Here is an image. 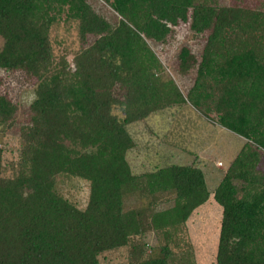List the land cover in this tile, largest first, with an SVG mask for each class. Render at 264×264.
<instances>
[{"label": "trees", "instance_id": "trees-1", "mask_svg": "<svg viewBox=\"0 0 264 264\" xmlns=\"http://www.w3.org/2000/svg\"><path fill=\"white\" fill-rule=\"evenodd\" d=\"M114 4L121 19L111 24L88 0H0V70L38 80L19 126L18 160L4 166L0 147V264H100L102 255L124 247L141 253L124 264H171V231L211 194L205 174L196 164L132 174L126 127L187 103L206 116L213 111L221 127L247 139L212 191L222 210L216 264H264V180L256 173L264 155V7L217 0ZM62 17L78 23L82 47L73 70L65 58L53 59L49 30ZM181 23L204 37L199 59L187 47L177 55L181 73L195 68L186 94L165 78L146 42L166 41ZM17 112L0 92V138ZM61 175L88 183L83 209L56 191ZM137 191L172 194L173 206L157 211L154 197L145 221L125 205ZM147 227L167 234L159 257L140 244Z\"/></svg>", "mask_w": 264, "mask_h": 264}, {"label": "rangeland", "instance_id": "rangeland-1", "mask_svg": "<svg viewBox=\"0 0 264 264\" xmlns=\"http://www.w3.org/2000/svg\"><path fill=\"white\" fill-rule=\"evenodd\" d=\"M223 5H248L264 7V0H217ZM90 6L103 18L113 24L121 19L116 11L115 0H88ZM53 59L57 63L65 58L71 70L74 69V56L82 47L78 34V23L62 17L53 22L49 30ZM203 38L190 31L188 24L174 27L164 42L146 41L150 49L159 59L165 78H170L182 94L191 88L195 68L181 73L178 69L177 55L182 47L200 58ZM93 37H88L92 42ZM2 40L0 39V46ZM38 80L26 78L24 71L0 70V92L9 96L17 105L18 112L14 124L4 131L0 147H4V166L16 162L19 154V126L28 120L29 104L33 100L34 88ZM114 113L121 116L118 108ZM134 147L126 153V160L132 174L142 176L158 167L170 164H196L202 169L206 185L211 193L208 200L195 209L186 223L175 227L172 232L171 264H216V248L221 221V207L212 195L223 174L232 160L246 143V138L239 137L221 127L216 115L209 111L201 114L189 103L173 106L151 114L143 121L127 125ZM256 173L264 180V155L256 165ZM5 176L8 172L4 173ZM56 191L69 202L83 209L88 197V183L82 179L61 175L57 181ZM157 198L155 210H165L173 206L172 194L154 196ZM154 197L143 191L130 193L125 198L126 207L138 209L142 219L147 221L153 211L151 207ZM168 242L164 231L155 232L148 227L140 244L145 247L148 256L159 257V247ZM137 250L124 247L114 252L105 253L100 257V264H124L141 258ZM144 255L142 256V258Z\"/></svg>", "mask_w": 264, "mask_h": 264}]
</instances>
